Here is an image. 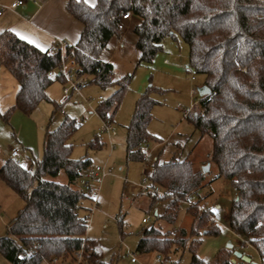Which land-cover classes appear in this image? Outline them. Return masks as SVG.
Here are the masks:
<instances>
[{"label": "trees", "instance_id": "obj_1", "mask_svg": "<svg viewBox=\"0 0 264 264\" xmlns=\"http://www.w3.org/2000/svg\"><path fill=\"white\" fill-rule=\"evenodd\" d=\"M65 8L82 24V30L75 43L64 44L63 51L58 44L42 51L10 30L0 33V65L19 85L15 102L2 118L7 121L14 110L30 114L46 100L47 87L55 80L65 81L59 73L48 75L64 56L74 62V78L89 75L91 82L102 87L118 86L96 107L99 117L111 123L125 85L123 78H114L112 64L99 57L110 39L119 34L116 24L120 15L130 12L132 19L140 21L132 26L139 62H151L166 37L179 36L188 46L189 65L204 76L203 84L210 89L200 97V111L185 117L200 135L210 136L209 160L215 178L227 180L236 192L228 212L230 230L251 245L264 264V0H95L94 5L67 0ZM155 104L148 90L137 97L124 127L126 162L144 161L143 147L151 139L147 127ZM77 128L74 119L65 118L55 129H47L42 157L31 161L29 167L10 158L0 165V180L24 202L6 235L0 237V254L10 264H41L79 249L91 264H103L96 241L86 236L88 214H80L81 210L90 211L84 205L90 199L76 185L91 160L71 158L69 139ZM89 145L99 147L101 143L91 140ZM61 170L66 183L47 179L55 178ZM145 178L168 200L155 218L171 226L179 215L175 210L178 202L191 195L198 198L185 212L190 218L188 232L184 227L173 233L147 227L137 253L155 251L162 264H178L168 260L170 255L191 241L189 264H253L233 260L227 251L211 262L196 255L193 238L201 233L217 235L220 230L213 222V212L198 206L200 190L207 183L205 173L191 160L156 159ZM147 195L148 208L161 199Z\"/></svg>", "mask_w": 264, "mask_h": 264}, {"label": "rangeland", "instance_id": "obj_2", "mask_svg": "<svg viewBox=\"0 0 264 264\" xmlns=\"http://www.w3.org/2000/svg\"><path fill=\"white\" fill-rule=\"evenodd\" d=\"M131 27L129 22L124 31L128 32ZM120 38L116 47L113 39L102 53L105 58L110 57L113 63L114 78H123L125 85L110 123L115 134L108 137L102 132L98 140L95 138L103 124L96 107L100 100L108 98L118 89L117 85L102 87L91 82V76L83 75L77 79L81 87L70 89L67 100L60 103L62 89L68 86V82L55 80L46 89L47 99L39 102L30 114L14 110L6 121L2 118L4 111H0V164L11 148H17V159L29 167L30 161L42 157L45 131L55 129L65 118L74 119L78 128L69 139L73 146L71 158L87 157L91 160V166L104 165L111 171V175L99 183L96 205L93 207L94 202L86 200L84 205L90 211H80V214H88L86 236L96 241L98 259L103 264H151L155 251L145 254L136 252L143 230L147 227L156 226L162 232L170 230L172 233L176 228L184 227L188 232L190 218L187 214L179 213L172 226L156 219L155 213L162 212L168 200H155L148 208L150 197L140 192L138 183L149 172L154 157L159 162L172 158L189 159L200 170L209 164V170L205 172L207 184L200 190L199 205L213 212V222L220 232L217 235L201 233L193 238L196 239L193 246L195 253L211 262L221 252H230L235 258L233 251H239L258 264L259 258L254 248L244 243L228 226V212L236 192L229 182L215 178L216 171L209 160L211 138L208 134L200 135L185 117L188 112L200 111L198 103L201 96L197 88L204 82V76L194 72L189 65L187 44L179 36L175 39L168 36L151 62L146 63L139 62V51L132 33H125ZM147 90L150 97L157 101L147 127L151 137L146 144L148 151L143 150L146 152L144 161L126 162L124 127L130 121L137 97ZM91 140L101 143V146L89 145ZM47 179L67 182L63 170L55 178L47 176ZM76 187L79 188L78 183ZM23 205V200L12 190L5 186L3 191L0 187V237L6 235L10 221ZM147 215L149 219L142 222L141 219ZM190 244L191 241L185 248H179L168 260L189 264ZM129 253H135L138 261L132 263ZM0 264L10 263L0 254Z\"/></svg>", "mask_w": 264, "mask_h": 264}, {"label": "crops", "instance_id": "obj_3", "mask_svg": "<svg viewBox=\"0 0 264 264\" xmlns=\"http://www.w3.org/2000/svg\"><path fill=\"white\" fill-rule=\"evenodd\" d=\"M11 1L12 0H0V4L7 5ZM23 1V5L13 10H6L5 13L0 16V33L4 30H10L17 37L33 44L42 51L52 49L56 44H72L78 40L80 32L82 30V24L67 12L65 8L67 0ZM84 1L86 2V0ZM86 3L89 5H94L95 0H87ZM139 22V20L133 19L130 23L133 26L134 24H138ZM127 31L128 32L123 31L118 35H114L110 39L109 43H111V41L114 39V45L116 47L121 41L120 37L122 35L124 36L125 33H132L136 42V35L132 32V27ZM109 43L104 50L108 48ZM102 53L99 57L100 60L109 62L113 66L110 57L105 58ZM164 63H167V60H164ZM18 89L19 85L16 79L6 68L0 65V111L5 112L10 106L13 105ZM6 158H8V156H6ZM156 159L157 158L154 157L153 161ZM152 163L150 164V166L152 165ZM150 166L148 168L149 171ZM1 182L2 181L0 180V187L3 191H5L6 185ZM224 182L228 183V181L225 179ZM41 264L47 263L44 261Z\"/></svg>", "mask_w": 264, "mask_h": 264}, {"label": "built area", "instance_id": "obj_4", "mask_svg": "<svg viewBox=\"0 0 264 264\" xmlns=\"http://www.w3.org/2000/svg\"><path fill=\"white\" fill-rule=\"evenodd\" d=\"M24 4L23 0H12L7 5H1L0 4V16L5 13L6 10H13L17 7ZM132 16L130 12L123 13L120 15V18L116 24L117 30L119 32L124 31L127 27V24L131 22ZM65 43H60L59 47L61 51H63ZM74 69L75 65L71 58L69 57H62V61L60 65L55 70H51L48 72V75L54 76L56 73H59L64 77V79L68 82V86L63 87L62 89V95L59 99L60 103H63L67 100L69 96V90L70 89H79L81 87L80 83L76 78H74ZM73 79V80H71ZM100 99V97H99ZM61 113L63 111L61 110ZM103 121L102 126L98 130V132L95 135V138L98 140L101 136L102 132H105L108 137L115 134L113 127L111 126L110 122ZM144 151H148V146L145 145L143 147ZM146 152L144 154H146ZM19 154V149L17 148H11L9 152L7 153L8 158L14 160L17 164H21V162L17 159ZM111 175V171L106 169V167L103 166H90L87 168L84 172V174L78 179V186L79 189H81L90 200L94 202L93 207L96 205V196L98 193L99 183L103 181L104 178ZM96 183V184H95ZM140 192L145 193L146 195H157L158 198L163 197L164 192L158 188L157 186H152L148 183V180L144 177L140 183H138ZM200 195V194H199ZM198 196L197 195H191L190 197L181 200L178 202L177 207L175 208L176 212L178 213H184L187 211L189 206H192L196 203ZM200 203V202H199ZM199 208L203 209L205 206L199 205ZM149 219V216L143 217L141 219L142 222H146ZM130 261L132 263H135L138 261L137 255L135 253H129ZM161 261V256L159 254H155L152 257L151 264H159ZM47 264H89L88 260L84 257L82 249H79L75 252H73L72 255L63 257V256H52L50 259L47 260ZM258 264H262L260 261Z\"/></svg>", "mask_w": 264, "mask_h": 264}, {"label": "water", "instance_id": "obj_5", "mask_svg": "<svg viewBox=\"0 0 264 264\" xmlns=\"http://www.w3.org/2000/svg\"><path fill=\"white\" fill-rule=\"evenodd\" d=\"M197 91H198V94L200 96H204L210 92V89L206 85H202V86L197 88ZM208 170H209V164H206L201 168V171L204 173L207 172ZM228 247H231V245L228 244ZM233 256L235 258H238V259L244 261V262H247V263L251 262L253 264H256L255 262L251 261L249 256H247V255H245L239 251H233ZM232 259L234 260V258H232Z\"/></svg>", "mask_w": 264, "mask_h": 264}, {"label": "snow or ice", "instance_id": "obj_6", "mask_svg": "<svg viewBox=\"0 0 264 264\" xmlns=\"http://www.w3.org/2000/svg\"><path fill=\"white\" fill-rule=\"evenodd\" d=\"M86 2H87V0H86Z\"/></svg>", "mask_w": 264, "mask_h": 264}]
</instances>
